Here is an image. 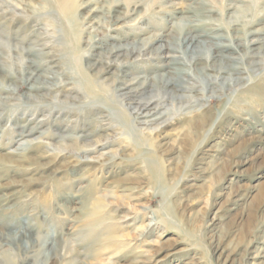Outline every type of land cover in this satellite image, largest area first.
<instances>
[{
	"label": "rangeland",
	"instance_id": "rangeland-1",
	"mask_svg": "<svg viewBox=\"0 0 264 264\" xmlns=\"http://www.w3.org/2000/svg\"><path fill=\"white\" fill-rule=\"evenodd\" d=\"M1 234L0 264H264V0H0Z\"/></svg>",
	"mask_w": 264,
	"mask_h": 264
},
{
	"label": "bare ground",
	"instance_id": "bare-ground-1",
	"mask_svg": "<svg viewBox=\"0 0 264 264\" xmlns=\"http://www.w3.org/2000/svg\"><path fill=\"white\" fill-rule=\"evenodd\" d=\"M249 23V22H248ZM250 24V23H249ZM188 32V31H187ZM252 32V31H251ZM247 33V32H246ZM188 34H189V32H188ZM254 34V33H253ZM256 34V33H255ZM261 34V33H260ZM250 35V34H249ZM223 36V35H222ZM245 36V35H244ZM231 37V36H230ZM230 37H229V39H230ZM197 36H195L194 35V37H191V41H196L197 40ZM232 39V38H231ZM190 41V42H191ZM255 42V41H254ZM246 48V47H245ZM135 49V48H134ZM146 49H148V48H146ZM248 49V48H247ZM140 51L138 52V56H141L140 55ZM143 53V52H142ZM146 53V52H145ZM157 53V52H156ZM134 54H136V52L135 51H131L130 53H129V55H131V56H134ZM215 55V54H214ZM117 56V55H116ZM218 56V55H217ZM135 58V57H134ZM213 58V57H212ZM135 59H137V58H135ZM199 62V61H198ZM209 68V67H208ZM126 72V71H125ZM228 73V72H227ZM230 73V72H229ZM125 74V73H124ZM127 74V73H126ZM218 74V73H217ZM127 78V77H126ZM132 78V77H131ZM133 78H135V77H133ZM137 79V78H136ZM145 79V78H144ZM135 81V80H134ZM123 83V82H122ZM132 83V84H131ZM139 83H140V81H139ZM135 85H137L136 84V82H134V84H133V82H129V84H127V83H124V84H122L121 86V89L124 91H128V90H132V88H134L133 86H135ZM140 85V84H139ZM172 85V84H171ZM242 86V85H241ZM138 86H136V88H137ZM207 87V86H206ZM141 92V91H140ZM145 92V91H144ZM132 95V94H131ZM130 95V96H131ZM134 95V94H133ZM135 96V95H134ZM137 97V96H136ZM176 99V98H175ZM180 100V99H179ZM183 100V99H182ZM158 103V102H157ZM162 103V102H161ZM182 103V102H181ZM158 105L157 104H155V102H153L152 100H146L143 104H140V103H136V105H135V107H133L134 108V112L136 113V115L139 117H141L142 119V122L144 123V126H145V124H147V122L149 123V121L151 122V120H149V118H151V117H153V116H155V114L154 115H151V113L153 112V111H156L157 109H158V107H157ZM189 109V108H188ZM158 111V110H157ZM160 111H161V109H160ZM205 113H207L206 111H205ZM160 114V113H159ZM156 116H157V114H156ZM204 117V116H203ZM202 116H201V118H203ZM193 118V117H192ZM207 118V117H206ZM160 119H162V118H160ZM194 120V119H193ZM204 120V119H203ZM142 125V124H141ZM148 126V125H147ZM1 236V238L2 237H4V234H1L0 235ZM10 235H7V237H9ZM37 238H40L39 237V234L38 233H36V235H35ZM40 240V239H39ZM43 240L44 239H42V242H43ZM41 241V240H40ZM76 251H78L77 249H76ZM78 255V254H77ZM75 258V257H74ZM78 258V257H77ZM70 262V261H69Z\"/></svg>",
	"mask_w": 264,
	"mask_h": 264
}]
</instances>
